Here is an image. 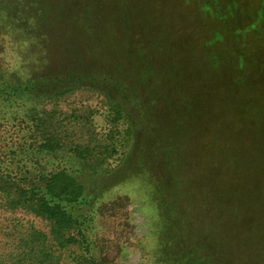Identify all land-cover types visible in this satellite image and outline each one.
Masks as SVG:
<instances>
[{"label":"rangeland","instance_id":"rangeland-1","mask_svg":"<svg viewBox=\"0 0 264 264\" xmlns=\"http://www.w3.org/2000/svg\"><path fill=\"white\" fill-rule=\"evenodd\" d=\"M47 3L70 31L77 10L86 15L77 37L107 65L78 69V89L46 109L65 153L88 147L116 170L81 177L99 197L96 232L112 264L148 263L166 196L207 226L218 263L264 264V0ZM16 139L34 140L24 131ZM1 197L0 256L9 258L26 229L48 234L50 225ZM160 233L167 245L161 224Z\"/></svg>","mask_w":264,"mask_h":264},{"label":"trees","instance_id":"trees-1","mask_svg":"<svg viewBox=\"0 0 264 264\" xmlns=\"http://www.w3.org/2000/svg\"><path fill=\"white\" fill-rule=\"evenodd\" d=\"M77 14L70 31L60 22L62 10L47 0H0V196L50 225L48 234L26 229L14 255L2 254L0 264H66L69 258L72 264H112L111 251L104 253L96 232L99 197L88 192L81 177H105L116 170H103V156L96 158L94 149L76 145L65 153L59 136L51 131L53 113L46 109L51 101L78 89L83 80L78 69L106 65L89 41H79L86 15L78 10ZM13 56L18 65L11 62ZM124 113L122 106L111 105L117 123L126 119ZM22 131L34 140L20 143L16 134ZM124 134L118 141L121 146L128 144L132 131L128 128ZM160 187L156 186L159 191ZM157 204L163 211L147 264H223L218 263L222 256L209 251L207 226L202 228L193 213L184 211L185 205L178 206L168 196ZM160 224L167 245L160 243ZM169 243L176 246L168 247Z\"/></svg>","mask_w":264,"mask_h":264}]
</instances>
